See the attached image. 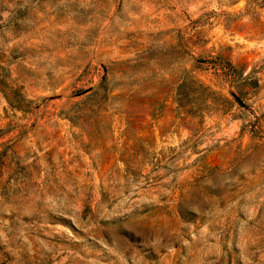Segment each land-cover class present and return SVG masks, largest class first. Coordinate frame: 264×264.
I'll list each match as a JSON object with an SVG mask.
<instances>
[{
	"label": "rangeland",
	"instance_id": "1",
	"mask_svg": "<svg viewBox=\"0 0 264 264\" xmlns=\"http://www.w3.org/2000/svg\"><path fill=\"white\" fill-rule=\"evenodd\" d=\"M0 264H264V0H0Z\"/></svg>",
	"mask_w": 264,
	"mask_h": 264
},
{
	"label": "trees",
	"instance_id": "2",
	"mask_svg": "<svg viewBox=\"0 0 264 264\" xmlns=\"http://www.w3.org/2000/svg\"><path fill=\"white\" fill-rule=\"evenodd\" d=\"M190 83H194L195 84V82L194 81H192V80H189V82L188 83H182L180 86H179V91H181V92H184V90H186V88L189 86V84Z\"/></svg>",
	"mask_w": 264,
	"mask_h": 264
}]
</instances>
